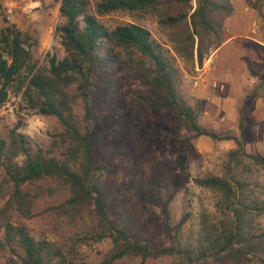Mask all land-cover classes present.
Segmentation results:
<instances>
[{"label":"trees","instance_id":"obj_1","mask_svg":"<svg viewBox=\"0 0 264 264\" xmlns=\"http://www.w3.org/2000/svg\"><path fill=\"white\" fill-rule=\"evenodd\" d=\"M65 19L55 28L64 56L52 55L40 66L32 55V38L13 24L0 30V109L9 96L20 97L28 109L54 116L62 127L47 148H33L17 128L0 130V264H86L78 259L79 246L110 242L99 264L125 258L173 256L178 264H206L208 260L243 264L262 250L264 226L254 231L257 217L264 218L262 193L251 187L252 166L264 169V156H250L244 144L227 132L198 122V109L184 98L182 74L169 51L150 31L138 24L108 29L99 21L110 13H149L165 33L178 58L193 68L224 43L225 22L234 12L231 0H53ZM258 7L263 0H244ZM112 62L135 73L150 97L135 96L131 103L143 110H170L177 122L197 137L233 141L221 176L194 178V183L218 195L223 217L212 222L202 211L193 243L152 251L141 237L135 214L127 208L128 188L107 181L109 166L93 154L90 120L94 116L92 95L112 92L105 67ZM77 105L83 110L79 115ZM23 153L25 160H17ZM249 163H245V160ZM58 197L52 209L55 237L35 238L26 226L11 221L10 210L29 218L41 198ZM152 205L157 194H149ZM187 217L175 227L176 237ZM80 226L81 231L78 232ZM59 231H61L59 233Z\"/></svg>","mask_w":264,"mask_h":264},{"label":"rangeland","instance_id":"obj_2","mask_svg":"<svg viewBox=\"0 0 264 264\" xmlns=\"http://www.w3.org/2000/svg\"><path fill=\"white\" fill-rule=\"evenodd\" d=\"M231 1L234 12L225 22L222 33L224 42L231 39L230 44L219 52V57L215 58L212 52L202 66L193 68L172 52L154 15L114 12L98 19L108 29L132 23L149 30L152 37L168 49V55L180 70L184 98L189 105L197 107L198 122L235 136L243 142L248 155L264 156V0L256 8L244 0ZM96 2L91 0L93 6ZM64 22L53 0H0V30L13 24L29 35L35 43L32 55L40 66H47L52 55L59 59L64 56L59 38L55 36V28ZM105 70L112 78L114 89L96 91L92 95L94 116L90 120L89 138L95 158L109 166V183L129 189L131 197L127 208L135 214L142 240L149 243L153 252L174 246L175 240L193 243L202 211L212 222L223 217L216 205L218 195L197 186L193 180L207 175L221 176L228 153L235 148L234 142L197 137L179 124L168 109L143 110L132 105L133 97L148 98L151 90L139 83L133 71L118 63L112 62ZM195 80L198 85H194ZM76 111L83 114L80 105ZM30 119L34 127L46 123L45 131L35 139L25 135V124ZM12 128L25 135L33 148H47L52 137L63 130L54 116L28 109L20 97L11 95L0 109V130ZM248 177L251 187L260 195L264 188V169L252 166ZM2 178L0 168V181ZM153 192L157 194L155 205L149 199ZM60 201L58 197L41 198L29 218L10 210L11 221L26 226L35 238L55 237L56 221L51 215ZM3 204L4 201H0V207ZM183 217L187 218L176 237L175 227ZM263 226L264 218H255L254 231L259 233ZM77 229L81 231L80 226ZM262 247L243 264H264V244ZM110 248L108 240L79 246L77 258L86 264H99ZM114 264H178V259L137 257ZM206 264L234 263L210 259Z\"/></svg>","mask_w":264,"mask_h":264},{"label":"clouds","instance_id":"obj_3","mask_svg":"<svg viewBox=\"0 0 264 264\" xmlns=\"http://www.w3.org/2000/svg\"><path fill=\"white\" fill-rule=\"evenodd\" d=\"M46 129V123L39 124L38 127H34L32 119L28 120L25 124V135H27L30 139H35L37 135L42 134ZM26 157L23 153L17 156V160L23 161Z\"/></svg>","mask_w":264,"mask_h":264},{"label":"crops","instance_id":"obj_4","mask_svg":"<svg viewBox=\"0 0 264 264\" xmlns=\"http://www.w3.org/2000/svg\"><path fill=\"white\" fill-rule=\"evenodd\" d=\"M230 40H231V39L226 40V41L221 45V47H220L219 49H217V50L214 52V57H215V58L219 57V52H220L224 47L228 46V44H230V43H229ZM254 41H255L256 43L258 42V41H256V40H254ZM258 43L263 44L262 42H258ZM263 45H264V44H263Z\"/></svg>","mask_w":264,"mask_h":264},{"label":"built area","instance_id":"obj_5","mask_svg":"<svg viewBox=\"0 0 264 264\" xmlns=\"http://www.w3.org/2000/svg\"><path fill=\"white\" fill-rule=\"evenodd\" d=\"M194 85H198L197 80H195ZM213 87H216V84L215 83L213 84Z\"/></svg>","mask_w":264,"mask_h":264}]
</instances>
